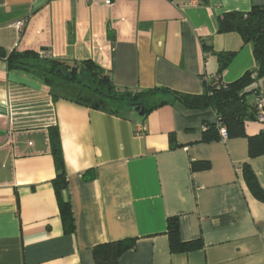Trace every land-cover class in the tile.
I'll return each mask as SVG.
<instances>
[{
  "label": "crops",
  "instance_id": "crops-1",
  "mask_svg": "<svg viewBox=\"0 0 264 264\" xmlns=\"http://www.w3.org/2000/svg\"><path fill=\"white\" fill-rule=\"evenodd\" d=\"M254 5L264 0H0V46L91 59L131 91L201 94L217 78L215 51H237L225 83L256 68L251 43L218 31L220 15ZM257 85L264 97V79ZM53 93L0 58V264H95L96 245L127 238L136 245L118 264H264V202L244 176L248 162L264 189V155L251 158L246 137L204 141L217 118L212 108L176 102L146 115L128 107L114 114ZM160 100L154 96L148 106ZM53 126L61 134L74 233L64 231L52 184ZM246 130L258 134L264 122H247ZM194 161L211 168L193 171ZM171 217L183 241L203 246L172 252Z\"/></svg>",
  "mask_w": 264,
  "mask_h": 264
},
{
  "label": "trees",
  "instance_id": "trees-1",
  "mask_svg": "<svg viewBox=\"0 0 264 264\" xmlns=\"http://www.w3.org/2000/svg\"><path fill=\"white\" fill-rule=\"evenodd\" d=\"M113 1V0H111ZM220 33L237 32L244 43H251L256 60V68L247 71L241 78L225 83L221 76L232 62L237 51H215L219 59V69L215 81L206 83L201 94H188L168 87H157L145 91H131L117 87L108 71L91 59L82 61H65L47 53L34 50L8 51L0 46V58L6 61L9 71H22L38 77L44 84L54 90V96L72 95L77 103L102 111L119 114L124 108L139 106L145 115L159 106L181 102L194 108H212L217 115L214 123L206 125L203 140H220L219 124L227 128L228 137H246L249 140L251 158L264 155V130L249 135L246 124L259 121L255 98L260 95L258 83L264 79V5H254L249 11H228L219 16ZM210 49L206 47V50ZM161 100L148 106L152 97ZM254 96V97H252ZM264 122V121H263ZM52 154L55 161L56 177L52 184L56 192L60 217L66 233L76 230L75 218L68 195V173L62 147L60 129L53 126L49 131ZM211 168L209 161L192 162L193 171ZM244 176L253 195L264 202V189L261 187L250 164H244ZM95 177L88 171L87 180ZM167 234L172 252H189L203 246L201 240L183 241L177 217L168 219ZM137 239L127 238L96 245L93 248L95 264H118L123 253L135 247Z\"/></svg>",
  "mask_w": 264,
  "mask_h": 264
},
{
  "label": "built area",
  "instance_id": "built-area-1",
  "mask_svg": "<svg viewBox=\"0 0 264 264\" xmlns=\"http://www.w3.org/2000/svg\"><path fill=\"white\" fill-rule=\"evenodd\" d=\"M106 3H108V4L112 3V1L111 0H106ZM24 26H25V21L24 20H21V21L17 22V28L20 31L23 30ZM254 101H255L256 106H257L259 121L263 122L264 121V97L262 95H258L255 98ZM219 122H218V125L220 127L219 133L221 135V139H227L228 138L227 128L225 126L219 124Z\"/></svg>",
  "mask_w": 264,
  "mask_h": 264
},
{
  "label": "water",
  "instance_id": "water-1",
  "mask_svg": "<svg viewBox=\"0 0 264 264\" xmlns=\"http://www.w3.org/2000/svg\"><path fill=\"white\" fill-rule=\"evenodd\" d=\"M132 111H134V112H136V113H138L140 115H144V113H145V110L143 108L139 107V106H136V107L132 108Z\"/></svg>",
  "mask_w": 264,
  "mask_h": 264
},
{
  "label": "rangeland",
  "instance_id": "rangeland-1",
  "mask_svg": "<svg viewBox=\"0 0 264 264\" xmlns=\"http://www.w3.org/2000/svg\"><path fill=\"white\" fill-rule=\"evenodd\" d=\"M133 114H135V113H133Z\"/></svg>",
  "mask_w": 264,
  "mask_h": 264
}]
</instances>
